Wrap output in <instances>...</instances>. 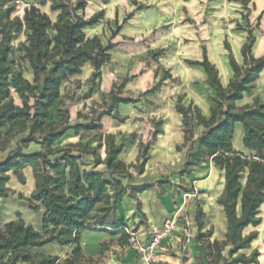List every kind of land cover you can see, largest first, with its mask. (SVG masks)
Wrapping results in <instances>:
<instances>
[{
	"label": "trees",
	"instance_id": "trees-1",
	"mask_svg": "<svg viewBox=\"0 0 264 264\" xmlns=\"http://www.w3.org/2000/svg\"><path fill=\"white\" fill-rule=\"evenodd\" d=\"M20 1L28 4L23 18L14 16ZM231 1L241 2L250 14L249 0ZM40 2H43L42 5L49 3L51 11L59 13L55 23L36 5ZM86 6L85 0H0V153L9 151L17 142V148L0 162V199L11 194L8 187L11 174L24 185L23 170L32 167L35 190L27 201L36 213L41 208L45 209L43 234L21 219L0 227V264H105L103 260L108 244L102 245L99 258L83 254L81 237L85 231L120 235L121 247L129 246L132 239L126 224L115 217L117 201L125 189L117 177L133 180L131 170L139 175L144 173L150 160V143L140 144L138 164L128 166L118 160L123 146H117L112 135L104 136L99 132L104 116L120 119L113 114L118 105L137 103V100L119 95L129 79L123 80L120 85L114 84L111 105L98 106L99 112L93 107L92 116L79 115L86 120V124L70 125V113L63 102L57 110L61 121H51L50 110L61 99L65 83L80 75L88 63L96 69L92 81L101 79L102 68L111 60L110 51L114 45L104 46L98 37L87 38L84 32L87 27L98 24L104 13L84 20L79 13ZM242 16L248 18L244 13ZM259 25L260 19L257 27ZM237 30L248 34L242 47L244 65L240 66L235 61L230 45L225 41L234 71V78L227 88L222 85L218 70L206 55L202 61H187L189 65L204 68L208 84L217 92V97L213 99L216 108L212 110L211 117H203L200 110L192 105L183 106V98L179 99L177 106L178 113L183 117V147L191 143L190 151H194L196 129L202 126L208 130L199 141L197 150L187 156L181 175L191 174L194 167L207 161H212L224 172L225 185L217 201L223 207L227 220L224 240L212 241V230L202 233L206 215L201 206L195 217L199 229L196 240L205 251L207 264H259L260 258V252L252 250L258 232L245 235V231L262 224L264 101L256 99L252 105L242 108L237 103L255 89L264 71V57H251L256 42L253 26L250 23L247 27L238 24ZM21 35L25 41L20 44V55L17 57L14 41ZM161 54V51L153 53L152 58L156 59ZM27 66L33 74L31 80L26 77ZM159 87L157 85L150 92L157 91ZM13 94L21 105L16 104ZM237 124L244 127L243 145L247 154L233 146ZM156 126L158 130L154 137L161 133L162 123L158 122ZM68 131L77 136L82 132L96 131L100 143L96 148L83 143L58 145ZM22 135L25 136L17 141ZM32 144L40 146L41 151L25 153L24 150ZM104 146L107 157L102 160L98 152ZM183 147H178V150L182 151ZM88 156L94 158L92 169L87 164ZM99 165L108 168L111 180L95 171ZM149 189L148 186L134 189L130 195ZM110 190L114 193L111 194ZM54 243L73 247V250L64 260L31 252V249ZM248 250H251L249 254L246 253Z\"/></svg>",
	"mask_w": 264,
	"mask_h": 264
},
{
	"label": "crops",
	"instance_id": "crops-1",
	"mask_svg": "<svg viewBox=\"0 0 264 264\" xmlns=\"http://www.w3.org/2000/svg\"><path fill=\"white\" fill-rule=\"evenodd\" d=\"M85 1L86 9L79 13L84 20H89L100 12L104 13V17L98 24L87 27L84 32L87 38L98 37L104 46L114 45L110 51L111 60L102 68L101 79L92 81L96 69L88 63L83 67L80 75L70 78L65 83L61 99L50 110L51 121H61L57 110L63 102L70 113V125L86 124V120L80 118L79 115L92 116L90 112L93 107L111 105L114 84L120 85L123 80L129 79L119 95L137 100V103L118 105L113 114H117L120 119L104 116L101 120L102 130L99 132L104 136L112 135L115 144L123 146L118 160L128 166L138 164L140 144L150 143V160L145 166L144 173L139 175L135 170H131L133 180L117 177L125 189L117 201L115 217L144 241L148 238L150 228H162L167 221L177 222L183 217L185 198L178 197L181 200L177 204L176 183L182 182L190 185L206 183L211 178V170L218 169L212 161H207L194 167L191 174L181 175L187 164V156L197 150L199 141L208 130L202 126L196 129L194 151H190L191 143L183 147L185 134L183 117L177 111L179 99L183 98V106L197 107L202 116L209 119L212 110L216 108L213 99L217 97V92L208 84V76L204 68L189 65L187 61H202L206 55L210 63L218 70L222 85L227 88L234 78V71L230 64V53L225 47V41L229 43L235 61L240 66L244 65L242 47L248 39V34L237 30L238 24L247 27L250 23L253 26L256 42L252 48L251 57L255 59L264 57V15H262L264 0H249V15L241 2L231 0ZM42 11L50 16L53 23L57 21L59 13L52 12L50 5L49 11ZM242 13L248 18L244 19ZM259 19L260 25L257 27ZM159 51L162 54L153 59L152 54ZM26 77L30 80L33 78L29 66H27ZM157 85H160L159 89L150 92ZM13 96L16 104L21 105L18 97L15 94ZM256 99L264 101V71L257 80L252 93L246 94L237 106L242 108L252 105ZM74 119L75 122H73ZM158 122L162 123L161 133L154 137L158 130L156 126ZM96 135V131L82 132L78 136L73 131H68L58 145L83 143L96 148L100 143ZM244 135V127L237 124L233 146L237 151L247 154L248 151L243 145ZM24 136H19L17 141ZM32 146L38 148L32 152L41 151V147L35 144L28 149ZM178 147H183L182 151H179ZM16 148L17 142L12 144L9 151L0 153V162ZM28 149L24 152L29 153ZM98 155L102 160L106 159L105 146L98 152ZM86 160L89 169H92L94 158L88 156ZM95 171L102 173L107 180L112 179L105 165H99ZM23 174L25 179L29 176L33 193L35 190L33 168H25ZM13 178L18 181L11 174L10 182ZM224 185V172L220 178L219 188L218 178L212 177L210 183L206 185L208 193L204 206H200L211 222L216 223L217 227L218 222L220 223L219 232L226 233V216L223 207L217 202ZM147 186L150 187L149 190L130 195L134 189ZM110 193L113 194L114 190H110ZM198 207L196 205L190 212L193 235L189 248L194 253L197 252L194 258L195 264H207L205 251L196 240L199 232L195 219ZM31 214L36 216L35 220H32ZM44 214L45 209L41 208L38 213L28 214L29 220L25 215L15 220L21 219L39 232L43 231L41 232L43 234ZM205 227L206 223L202 230L204 234ZM182 231L183 227L180 226L177 233ZM120 238V235L112 236L103 231H85L81 237L83 254L99 258L103 244L112 241L120 246ZM176 244H173L175 250ZM64 249L72 251L73 247H62L54 243L42 248L31 249V252L61 258ZM261 257L263 255L259 258V264L264 262ZM166 261L168 264H179L169 258H166ZM128 264H136V262Z\"/></svg>",
	"mask_w": 264,
	"mask_h": 264
},
{
	"label": "rangeland",
	"instance_id": "rangeland-1",
	"mask_svg": "<svg viewBox=\"0 0 264 264\" xmlns=\"http://www.w3.org/2000/svg\"><path fill=\"white\" fill-rule=\"evenodd\" d=\"M43 2L38 3V6L45 11H49V3L46 5H42ZM28 7V4L25 2H18L16 5V13L14 16H19L23 18L25 14V10ZM25 41V37L23 35L18 36L14 41V50L15 55L18 57L20 55V44ZM70 88V87H69ZM18 102V101H17ZM98 112L100 109L98 106L95 108ZM75 122V119L74 121ZM21 138V137H20ZM35 146H32L28 149V152H32L37 150ZM211 178H218V188L220 178L222 177V171L220 169H212L211 170ZM26 184H20L15 178L9 184V188L11 190V194L8 198L0 200V227H2L6 222L15 220L20 216L25 215L29 220L28 214L31 212L34 213L27 199L30 197L32 193V187L30 184L29 176L26 177ZM211 178L206 183H198L196 185H190L187 183H179L175 184L176 195L175 199L177 200V204H179L180 198H185V207L183 209V217L176 222V229L174 233L168 237H165L162 241L161 248L153 253L149 249L150 243V233H148V238L144 241L137 237L133 230L129 229V233L132 236L130 240L129 246L120 247L117 246L112 241L107 242L109 245V250L105 254L104 263L105 264H128L129 262H136V264H168L166 258L171 259L179 264H195V256H197V252L194 253L193 250H190L189 245L192 244V225L190 212L192 208L196 205L204 206V200L208 193L207 184L210 183ZM185 195H187L185 197ZM32 215V214H31ZM225 215V214H224ZM261 218L262 224L253 228L250 227L245 231V235H248L251 232H258V239L253 243L252 250L257 249L260 252L261 259L264 261V207L261 209ZM32 220H35L36 216L32 215ZM30 217V218H31ZM206 227L204 232L207 233L209 230L213 231V240L218 239L219 241L224 240L225 233L219 232L218 227H220V223L217 224L211 222L207 217L205 218ZM183 227V231L177 233L179 227ZM43 232V231H41ZM150 232V231H149ZM176 244V250L175 246ZM174 246V247H173ZM251 250L246 251V253H250ZM71 254V251L68 249H64L61 253V260L66 259L67 256ZM197 258V257H196ZM264 264V262L262 263Z\"/></svg>",
	"mask_w": 264,
	"mask_h": 264
},
{
	"label": "built area",
	"instance_id": "built-area-1",
	"mask_svg": "<svg viewBox=\"0 0 264 264\" xmlns=\"http://www.w3.org/2000/svg\"><path fill=\"white\" fill-rule=\"evenodd\" d=\"M176 229V221H167L162 228L152 227L150 228V243L149 249L153 253H156L160 248L162 241L165 237H168L174 233ZM129 232V231H128ZM130 234V233H129ZM131 235V234H130Z\"/></svg>",
	"mask_w": 264,
	"mask_h": 264
},
{
	"label": "bare ground",
	"instance_id": "bare-ground-1",
	"mask_svg": "<svg viewBox=\"0 0 264 264\" xmlns=\"http://www.w3.org/2000/svg\"><path fill=\"white\" fill-rule=\"evenodd\" d=\"M173 222H175V221H173Z\"/></svg>",
	"mask_w": 264,
	"mask_h": 264
}]
</instances>
